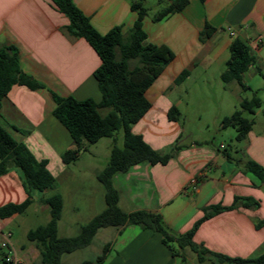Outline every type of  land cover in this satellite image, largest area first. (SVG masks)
Returning <instances> with one entry per match:
<instances>
[{
    "label": "crops",
    "instance_id": "crops-1",
    "mask_svg": "<svg viewBox=\"0 0 264 264\" xmlns=\"http://www.w3.org/2000/svg\"><path fill=\"white\" fill-rule=\"evenodd\" d=\"M74 3L102 35L121 27L127 37L137 19V13L131 9L132 0H74ZM154 10V14L149 12L143 20L148 41L168 46L175 59L147 91L152 107L132 126V132L142 136L154 150L173 156L166 164L145 161L117 173L113 183L119 192L118 206L126 213L139 210L160 213L168 231L180 235L204 216L205 209L215 205L230 207L235 197L252 198L258 207L246 208L240 201L236 208L205 220L193 241L211 252L229 257L258 256L264 251V181L243 171V165L249 160L254 161L264 171V127H256L261 108L252 116L254 125L242 147L235 149V156L229 153L231 159L222 152V149L226 150L225 145L219 150L209 145H179L181 148L175 151L174 145L183 132L179 121L169 120L168 112L172 106L180 111L181 97L172 95L191 78L193 71L181 84H175L177 77L190 67H202L208 72L212 63L230 51L236 37L248 43L257 57L255 65L262 60L264 0H206L205 3L190 0L184 11L161 21H154L159 8ZM206 24L215 31L202 40L200 34ZM68 25V17L52 0H0V46H15L23 72L42 84V88L36 90L14 85L8 95L0 99V124L18 143L25 144L38 160L47 161V168L57 182L53 194L58 193L63 199L58 233L68 200L73 211L72 223L79 229L105 210V188L97 176L108 165L113 148V145L107 148L99 168L87 170L85 174L73 171L81 155L71 164L63 162V154L74 149L75 143L67 128L53 116L56 107L53 94L73 96L80 101L93 99L96 103L102 100L94 76L101 59L85 39L68 33ZM229 28L235 33L233 37ZM227 84L232 100L238 98L240 104L242 88L235 80ZM235 111L220 115V120ZM122 136V133L116 136L119 147L122 146L118 144L120 138L123 144ZM91 146L85 143L84 150L92 151ZM36 192H33V199ZM48 192H40L42 196L38 202L34 199L29 207L37 203L50 215V207L40 202L51 195ZM26 199L18 170L11 169L0 176V207L20 204ZM82 199L83 207L78 204ZM99 199L101 212L95 210ZM83 209L90 211V216L86 222L79 223ZM16 216L0 219V242L6 237L2 226ZM259 221L263 225L257 227ZM110 229L108 241L103 243L96 258L104 254L106 246L107 252L99 263L94 264H179L178 257L163 242L162 234L131 223L119 228H103L102 232ZM34 246L23 245L19 250ZM35 258L40 259V252Z\"/></svg>",
    "mask_w": 264,
    "mask_h": 264
},
{
    "label": "trees",
    "instance_id": "trees-1",
    "mask_svg": "<svg viewBox=\"0 0 264 264\" xmlns=\"http://www.w3.org/2000/svg\"><path fill=\"white\" fill-rule=\"evenodd\" d=\"M145 1L132 0L131 9L137 13V19L128 36L124 37L121 27H115L105 35L100 34L92 26L90 19L76 6L74 0H52L69 19L68 33L85 39L101 59V65L94 73L102 94L100 103L93 99L80 101L73 96L59 97L53 94L56 103L53 116L67 128L75 143L74 149L63 154V162L65 164L75 162L85 143L93 145L102 138H113L114 145L108 165L97 176L105 188V210L82 226L77 236L60 237L58 223L62 215L63 199L58 193L52 194L40 201L50 207L49 222L30 230L27 238L39 249L42 264H62V257L65 254H71L90 245L99 230L107 227L119 228L131 223L162 234L163 242L175 257L179 255L171 243H176L182 251L189 248L196 253L200 264H206L207 261L211 264H264V251L251 258L229 257L211 252L193 241L198 227L205 220L236 208L240 201L246 208L258 207V203L252 198L235 197L230 207L215 205L205 209L204 216L189 231L180 235L168 231L160 213L143 210L126 213L118 206L119 192L113 183L117 173L126 172L130 167L145 161L166 164L173 156L171 153L162 154L154 150L142 136L132 132V126L152 107L146 95L147 91L175 59L174 52L168 46L148 41L147 33L143 29V20L149 14L150 8L145 6ZM205 1L200 0L201 3ZM189 2L190 0H158L157 5L160 7L153 17L154 21L181 13ZM214 31L213 27L206 24L200 38L208 39ZM229 49L230 59L221 78L225 83L235 80L242 89H247L243 76L256 64V57L248 43L239 37L232 41ZM189 75V70L185 69L177 77L175 84H181ZM14 85H24L32 90L42 88V84L21 69L18 49L12 45H2L0 99L6 97ZM261 107L262 102L256 95L249 99L243 98L240 109L223 119V127L231 126L237 130V143L246 141L254 125V119L245 118L243 113L254 116ZM102 111H106V114L103 115ZM180 115L176 106H172L168 112L170 121L178 122ZM118 133L123 135L121 147L116 144ZM174 146L175 151L181 148L177 142ZM225 151L226 157L231 159L229 152ZM47 164L46 160H38L25 144L18 143L0 124V176L11 169L18 170L27 193V199L23 203H11L0 207L1 220L24 214L34 201L33 192L43 193L56 188V178L48 170ZM243 171L254 174L260 182L264 181V171L254 161L246 162ZM261 225L263 222L259 221L257 227ZM107 249L108 246L104 248V254L98 257V263L104 258ZM183 260L185 261L184 256ZM4 262L9 264L5 259Z\"/></svg>",
    "mask_w": 264,
    "mask_h": 264
},
{
    "label": "rangeland",
    "instance_id": "rangeland-1",
    "mask_svg": "<svg viewBox=\"0 0 264 264\" xmlns=\"http://www.w3.org/2000/svg\"><path fill=\"white\" fill-rule=\"evenodd\" d=\"M157 4L158 0L145 1V6L150 8L149 10L153 14L155 7L157 9L160 7ZM261 57L262 60L260 59L257 65H254L249 72L244 74L243 79L248 88L242 89L240 92L242 99H249L256 95L262 102V107L258 111L256 118L257 128L264 127V51L261 53ZM229 59L230 51H227L218 61L212 63L208 72H205L202 67H198L197 69L193 67L187 68L189 72L193 71V75L183 86L174 91L172 95L174 98L176 96H179L178 98L181 97L182 102L180 105L181 115L178 123L183 134L177 142L178 145H209L215 150H219L221 145H225L226 151L222 149V152H229L233 156L236 155L234 153L235 149L242 147V143H237L236 141L237 130L231 126L223 127L222 121L220 120V115L231 114L234 110L240 109L238 98L235 101L232 100L233 98L229 94L230 86L220 77L221 72L226 70V61ZM102 114L105 115L106 111H102ZM243 116L249 119L252 118L251 115L245 112ZM121 140L120 138L118 141L120 146L122 145ZM113 142V138H102L96 144H93V146L90 145L93 147L92 151L83 149L80 153L82 157L78 160L73 171L77 174H85L88 172L87 170L99 168L107 148L114 145ZM48 193L52 195L54 191ZM41 196L42 194L40 192H36V196L34 197L35 202H38ZM97 203L95 210L101 212L100 199ZM78 204L83 207L85 202L82 199ZM70 208L71 204L68 200L67 211L61 223L60 232L58 233L59 236L74 237L80 233L78 225L72 223L71 217L73 216V211ZM81 215L82 217L78 219V222H86L90 216V211L83 209L80 212ZM49 218L50 215L41 210L40 206L36 203L29 207L24 214L17 215L13 220L6 222L1 230L5 236L9 233L12 235L10 243L14 248V252L10 255L8 254L7 248L0 247V264H6L4 262L6 254L10 258L16 257L22 264H42L41 259L35 258L38 252H40L37 246L29 250H19V247L23 245L26 247L34 245L28 240L27 232L46 224ZM99 231L98 233L100 234H96L90 245L71 254H65L62 257V264H82L81 262L83 261L86 264H94V262H97L98 257L96 258V256L100 254L103 243L108 241L111 229L107 231L103 230V232L102 229L101 232ZM171 245L178 252L179 256L176 257H178L179 264H200L196 253L189 248L182 251L176 243H171ZM22 253H27V256H22ZM183 256L185 261L183 260ZM206 264H211V262L207 261Z\"/></svg>",
    "mask_w": 264,
    "mask_h": 264
},
{
    "label": "built area",
    "instance_id": "built-area-1",
    "mask_svg": "<svg viewBox=\"0 0 264 264\" xmlns=\"http://www.w3.org/2000/svg\"><path fill=\"white\" fill-rule=\"evenodd\" d=\"M228 31L230 32L231 36L233 37L235 35L234 31L232 28H229ZM11 234L9 233L4 241L0 244V247H3V248H7L8 249V254L11 255V253L13 254L14 252V248L12 246V244L10 243V238H11ZM8 255L6 254L5 256V260L9 263V264H22L16 257L14 258H10L9 256L7 257ZM12 260V261H11Z\"/></svg>",
    "mask_w": 264,
    "mask_h": 264
}]
</instances>
